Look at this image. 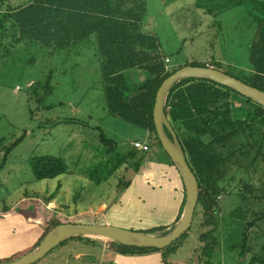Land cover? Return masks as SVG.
Segmentation results:
<instances>
[{
	"label": "rangeland",
	"instance_id": "rangeland-1",
	"mask_svg": "<svg viewBox=\"0 0 264 264\" xmlns=\"http://www.w3.org/2000/svg\"><path fill=\"white\" fill-rule=\"evenodd\" d=\"M144 1V29L159 37L172 66L211 62L244 80L255 71V63L264 71V16L251 8L249 0ZM6 9L0 5V215L8 227L4 230L10 229V236L22 232L30 244L37 237L36 227L48 220L105 224L111 216L115 225L132 222L135 230L165 225L155 232L163 234L172 228L175 207L166 203L158 186L162 180L156 178L172 160L154 133L111 111L97 36L63 51L18 40L16 29L3 28ZM253 52H259L257 62L252 60ZM49 77L53 89L45 94ZM65 118L86 124L49 123ZM101 133L118 142L126 160L120 163L106 153ZM136 139L147 142L150 150H136ZM134 151L137 155L129 157ZM36 155L58 156L67 161L68 171L54 179H38L30 163ZM253 157L242 159V166L229 164L224 182L229 181L228 187L213 208V223L205 222L208 215L199 201L188 233L161 254L121 253L109 239L73 237L33 264H116L117 258L118 264H259L252 258L264 242V219L249 231V248L242 253L244 223L264 215V161L259 158L248 169ZM123 204L128 205L124 210ZM9 209L16 211L8 217ZM18 214L21 222L14 217ZM30 223L32 229L26 227ZM207 232L210 236L203 240ZM213 238L217 242L207 262L202 250ZM39 239L21 248L22 255ZM3 241L0 263L11 257L2 256Z\"/></svg>",
	"mask_w": 264,
	"mask_h": 264
},
{
	"label": "trees",
	"instance_id": "trees-1",
	"mask_svg": "<svg viewBox=\"0 0 264 264\" xmlns=\"http://www.w3.org/2000/svg\"><path fill=\"white\" fill-rule=\"evenodd\" d=\"M249 1L251 8L264 16V0ZM0 5L7 6L3 13V28L16 29L20 33L18 40L28 39L63 51L71 50L80 42L96 35L103 62L105 96L111 111L133 125L154 133L156 140L160 141L154 123L157 92L166 78L186 65L172 66L168 56L162 51L159 37L144 30L143 22L147 14V3L144 0H0ZM6 31L7 33L3 32V37L8 35V30ZM258 53L253 52L254 62H257ZM191 65L221 69L211 62ZM254 68L255 71L248 75L247 80L235 77L264 90V71L256 63ZM43 89L45 94L52 91L51 77ZM166 114L184 144L188 162L198 177L200 187L207 191L200 195L199 201L208 215L205 222L213 223V208L218 206V197L228 187L229 181L224 182L229 164L237 163L242 166V159H249L252 155L254 157L251 163L246 166L248 169L259 158L264 161V106L214 81L188 78L171 89ZM64 122L86 124L77 118L57 119L49 123L57 125ZM100 138L106 153H112V158H119L120 163L126 160L119 151L117 141L106 138L103 133ZM19 141L20 139L17 142ZM10 150L11 147L3 157L2 168L7 163ZM128 155L135 157L137 152H129ZM109 161L111 158L106 164ZM30 163L38 179L57 178L69 168L66 160L55 155H36L30 158ZM170 163L156 178L162 180L158 186L166 197V203L174 204L176 218L173 223H176L185 207L186 190L179 171L172 161ZM153 170L152 175H156L157 168ZM97 172L98 168L92 172L93 176ZM244 185L251 189L250 184L244 182ZM158 186H155L156 191ZM263 219L264 215L261 213L244 223L242 253L249 248V231L257 225L258 220ZM61 223L66 222L43 221L41 225L44 231L36 245L50 229ZM165 227L167 226H159L148 232L160 231ZM208 236L210 234L207 232L202 239L207 240ZM80 237L90 241L93 239ZM216 242L217 239L213 238L203 247L202 252L207 262L213 256ZM112 243L116 244V251L121 253L162 251L158 248L127 246L114 241ZM260 249V253L254 255L252 261L264 264V242ZM176 250L177 246L173 248V251ZM22 254L16 253L5 262Z\"/></svg>",
	"mask_w": 264,
	"mask_h": 264
},
{
	"label": "water",
	"instance_id": "water-1",
	"mask_svg": "<svg viewBox=\"0 0 264 264\" xmlns=\"http://www.w3.org/2000/svg\"><path fill=\"white\" fill-rule=\"evenodd\" d=\"M188 78L214 81L264 106V90L212 66L186 65L164 80L156 95L154 123L160 142L179 171L186 190V203L182 216L172 228L163 234H156L108 223H61L50 229L31 251L12 261L0 264H33L56 246L73 237H96L127 246L164 249L188 232L194 220L200 195L207 191L200 187L198 177L188 162L184 144L166 114V104L171 89L183 79Z\"/></svg>",
	"mask_w": 264,
	"mask_h": 264
},
{
	"label": "crops",
	"instance_id": "crops-1",
	"mask_svg": "<svg viewBox=\"0 0 264 264\" xmlns=\"http://www.w3.org/2000/svg\"><path fill=\"white\" fill-rule=\"evenodd\" d=\"M144 30H146V29H144ZM136 140H138V139H136ZM127 206L128 205L124 206V204H123V209L122 210H124ZM15 211H16V209H14V210L13 209H9V210L6 211L5 215H8V217H9V215H13ZM14 217L17 219L16 221L21 220V219H19L21 217V215H19V214L17 216H14ZM175 218L176 217L174 215V217L171 219V222H173L175 220ZM4 220H6V219L3 218V213H2V215H0V241H3V236H6L7 239H8V241H6V239H5V241H3V245H4V249L5 250H3L4 253H3L2 256H13L16 253H19L21 248L33 245V243H35L42 236V233L44 231L43 226L42 225H40V226L38 225V227H36L37 228L36 229L37 230V234H36L37 237H35V240L33 242L28 244L26 242V238L24 239V236H23L22 232H20L18 234H15V235H12V236L8 235V234L11 233V230L10 229L9 230H4V229L8 228V227H6V223H5ZM19 222H21V221H19ZM104 223L115 225L114 221L111 219V216H108V220L106 222H104ZM130 223L128 222L126 225L120 224V226L132 229L133 223L132 222H130ZM117 226H119V225H117ZM26 227L28 229H30V228L32 229L34 226L30 223V225H28V226L26 225ZM157 227L158 226L154 224L152 227H150V229H144V230L148 231V230H152V229L157 228ZM14 233H16V231ZM154 253L155 254H161L162 252L161 251H154ZM154 253L149 254V255H154ZM7 258H9V257H7ZM115 262H116V264L119 263L118 258L115 259ZM161 263H162V261H161Z\"/></svg>",
	"mask_w": 264,
	"mask_h": 264
},
{
	"label": "built area",
	"instance_id": "built-area-1",
	"mask_svg": "<svg viewBox=\"0 0 264 264\" xmlns=\"http://www.w3.org/2000/svg\"><path fill=\"white\" fill-rule=\"evenodd\" d=\"M134 146L135 148L143 152H148L150 150V145L147 142L142 141V140H135Z\"/></svg>",
	"mask_w": 264,
	"mask_h": 264
},
{
	"label": "clouds",
	"instance_id": "clouds-1",
	"mask_svg": "<svg viewBox=\"0 0 264 264\" xmlns=\"http://www.w3.org/2000/svg\"><path fill=\"white\" fill-rule=\"evenodd\" d=\"M139 140V139H138Z\"/></svg>",
	"mask_w": 264,
	"mask_h": 264
}]
</instances>
